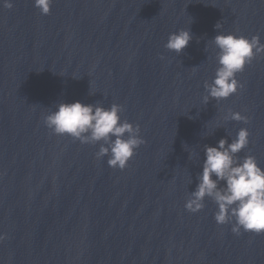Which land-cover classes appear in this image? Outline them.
Returning <instances> with one entry per match:
<instances>
[{
    "label": "water",
    "instance_id": "95a60500",
    "mask_svg": "<svg viewBox=\"0 0 264 264\" xmlns=\"http://www.w3.org/2000/svg\"><path fill=\"white\" fill-rule=\"evenodd\" d=\"M13 4L0 0V264H264V233L217 224L208 197L198 212L184 206L205 144L246 127L237 155L264 168V55L237 73L244 88L203 103L218 66L210 39L264 43V0H53L47 15L34 0ZM186 27L183 52L166 49ZM76 100L121 104L139 124L146 143L125 169L96 158L102 141L45 126ZM228 109L248 123L223 120Z\"/></svg>",
    "mask_w": 264,
    "mask_h": 264
},
{
    "label": "clouds",
    "instance_id": "9594fccd",
    "mask_svg": "<svg viewBox=\"0 0 264 264\" xmlns=\"http://www.w3.org/2000/svg\"><path fill=\"white\" fill-rule=\"evenodd\" d=\"M52 3L53 0H34V6L42 15L50 13ZM2 4L8 9L14 6L13 0H2ZM214 27L218 30L222 25L218 22ZM192 39L190 27L179 28L169 33L164 47L180 55ZM210 40L217 49L218 66L211 82L204 83L205 105L210 99L219 102L244 88V83L236 78L237 73L242 72L253 59L264 55V43L259 34L249 38L233 32L225 34L217 31ZM89 94L95 92L90 88ZM122 111L124 106L117 103L105 107L99 101H62L55 106V110L44 115L43 121L55 135H67L82 144L94 145L102 141L95 153L96 158L107 156L109 167L123 170L136 149L146 141L140 135L139 124L121 119ZM248 119L246 115L231 109L223 116L225 121H242L245 124ZM249 136V130L241 127L231 142L223 137L215 146H203L205 159L202 171L197 175L195 190L189 193L184 205L187 211L195 213L205 207V198H210L217 205L214 213L216 223L231 224V232L235 235H240L242 231L264 233V168L252 154L243 158L237 155L249 145ZM4 238L0 235V240Z\"/></svg>",
    "mask_w": 264,
    "mask_h": 264
}]
</instances>
